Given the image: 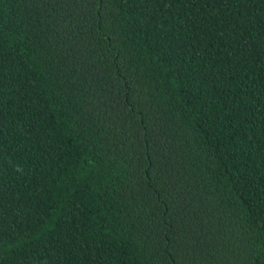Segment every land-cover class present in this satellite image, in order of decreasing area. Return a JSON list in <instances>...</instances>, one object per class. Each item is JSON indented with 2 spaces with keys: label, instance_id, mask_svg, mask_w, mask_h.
<instances>
[{
  "label": "trees",
  "instance_id": "trees-1",
  "mask_svg": "<svg viewBox=\"0 0 264 264\" xmlns=\"http://www.w3.org/2000/svg\"><path fill=\"white\" fill-rule=\"evenodd\" d=\"M0 264H264V0H0Z\"/></svg>",
  "mask_w": 264,
  "mask_h": 264
}]
</instances>
